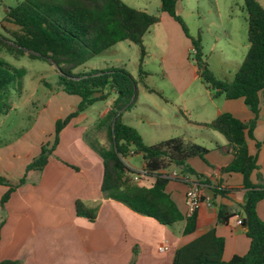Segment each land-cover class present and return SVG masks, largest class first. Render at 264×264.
<instances>
[{
	"label": "trees",
	"instance_id": "16d2710c",
	"mask_svg": "<svg viewBox=\"0 0 264 264\" xmlns=\"http://www.w3.org/2000/svg\"><path fill=\"white\" fill-rule=\"evenodd\" d=\"M159 1L161 12L176 21L187 35L186 26L177 15L176 8L180 0ZM244 5L248 15L249 49L231 80L218 79L208 69L200 35L197 40H192V46L198 76L214 92L213 96L225 100L243 99L255 118L244 123L229 113H223L211 122L193 123L218 132L227 141V145L219 150L231 154L233 160L228 166L220 168V173H239L243 176L246 194L241 207L242 226L250 239V249L246 255H236L225 261V240L219 238L215 229H212L178 249L173 264H264V221L257 213L258 204L264 200V173L258 175V183L251 181V176L258 170V158L249 153L247 144V138H254L261 95L264 94V7L259 0H244ZM6 21L13 24L16 30L4 29L8 37L0 33V114H7L12 109L11 95L14 91L21 93L27 73L26 69L16 68L6 62L2 54L17 60L27 56L31 60H41L55 66L62 91L79 97L80 103L67 117L56 120L53 145L50 148L48 145L41 147L40 154L27 165L25 176L17 184H10L0 174V185L8 187L1 205L4 206L12 194L26 183L28 173L41 172L48 165L65 128L89 107L114 96L112 107L98 124L101 134L105 133L110 144L102 148L92 146L103 161L101 191L104 198L122 203L133 212L152 218L166 227L185 222L183 234L187 236L195 233L198 213L190 218L184 216L166 192L171 180L165 178L162 172L177 171L203 184L200 174L188 162L193 158L204 160L209 150L183 137L148 146L137 129L122 121L123 114L135 106L138 84H144V78L148 75L142 67L146 54L143 39L153 26L160 23V17L134 9L122 0H24L6 10ZM126 41L140 48L138 79L123 68L76 73L91 60ZM45 85L50 88L49 84ZM134 155L143 158L147 175L154 176L152 187L141 186L133 181L132 175L139 172L130 168L126 159ZM225 191L230 190H216L220 195H224ZM99 206L90 207L78 200L75 203L76 214L93 223ZM232 217L220 210L218 222L227 225ZM1 227L2 223L0 240Z\"/></svg>",
	"mask_w": 264,
	"mask_h": 264
},
{
	"label": "rangeland",
	"instance_id": "374dc122",
	"mask_svg": "<svg viewBox=\"0 0 264 264\" xmlns=\"http://www.w3.org/2000/svg\"><path fill=\"white\" fill-rule=\"evenodd\" d=\"M22 1L0 0V33L4 36L8 37L7 31L16 30L6 21V10ZM122 1L134 9L160 17V23L143 39L146 54L142 67L148 75L144 84H138L137 101L123 114V123L137 129L149 145L173 137H192L199 144L212 146L203 136H198L212 131L199 128L190 121L210 119L216 108L224 107L226 101L223 97L215 98L214 92L199 78L192 40H197L200 35L205 64L215 77L231 80L249 49L244 0H180L177 15L183 20L187 35L176 21L161 12L159 0ZM259 2L264 7V0ZM1 57L10 65L27 71L21 93L14 91L11 95L12 109L7 114H0V174L5 171L8 176L1 175L15 185L25 176L26 165L40 154L41 147L53 145L56 120L72 113L80 98L62 91L55 66L27 56L18 60L7 54ZM140 58L139 46L126 41L91 60L76 73L123 68L138 79ZM114 100L112 96L106 102L96 103L76 121L78 130L83 128L84 132L81 141L74 143L73 151L67 156H73V152L82 156L87 149L100 157L92 146L102 148L110 144L98 124ZM260 122L264 128V94L261 95ZM126 163L141 172L140 156H130Z\"/></svg>",
	"mask_w": 264,
	"mask_h": 264
},
{
	"label": "crops",
	"instance_id": "0c3cea01",
	"mask_svg": "<svg viewBox=\"0 0 264 264\" xmlns=\"http://www.w3.org/2000/svg\"><path fill=\"white\" fill-rule=\"evenodd\" d=\"M225 101L224 107L216 108L210 119L196 122L208 123L223 113H229L244 123L255 118L243 99ZM260 114L261 103L254 138H247L249 153L258 158V170L251 176L254 184L258 183V175L264 173V128ZM82 117L84 113L62 131L48 165L41 172L28 173L26 183L4 206L1 199L7 188L0 185V264H173L178 249L212 229L225 240V261L248 253L250 239L246 229L237 225V221L243 218L241 207L246 194L243 176L220 173V168L233 160L231 154L219 150L227 145L221 134L190 121L199 128L212 131L198 134L212 146L200 143L209 153L204 160L193 158L188 162L202 178L204 198L197 212V229L192 235L185 236V222L166 227L133 212L122 203L104 198L101 191L103 161L97 154L86 149L82 156L74 152L73 156H67L73 151L74 143L82 139L84 129L78 130L80 127L75 124ZM183 138L199 144L192 137ZM197 159L201 162H196ZM145 168L142 158L141 172ZM1 174L8 176L5 171ZM154 182V176L147 175L138 184L150 188ZM217 189L230 191L220 195ZM187 190L188 184L177 180H171L166 187V192L183 214ZM78 200L90 207L100 204L95 222L77 216L75 203ZM220 210L233 215L227 225L218 222ZM257 213L264 221V200L258 204Z\"/></svg>",
	"mask_w": 264,
	"mask_h": 264
},
{
	"label": "built area",
	"instance_id": "2783aa9c",
	"mask_svg": "<svg viewBox=\"0 0 264 264\" xmlns=\"http://www.w3.org/2000/svg\"><path fill=\"white\" fill-rule=\"evenodd\" d=\"M165 178L170 180H177L181 182H185L188 184V190L186 193L185 200V212L184 216L186 218L192 217L195 213H197L200 207L203 204L204 198V186L203 184L195 181L193 178H190L188 175H181L177 171H173L170 173L162 172ZM147 176V172L144 170L143 172H139L138 174L132 175L133 181L139 183L142 177ZM237 225H242V219L237 221Z\"/></svg>",
	"mask_w": 264,
	"mask_h": 264
}]
</instances>
